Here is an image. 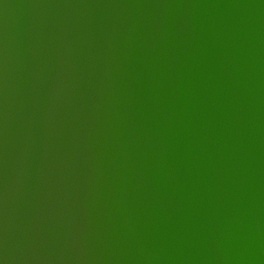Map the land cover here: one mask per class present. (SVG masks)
<instances>
[{
  "label": "bare ground",
  "instance_id": "bare-ground-1",
  "mask_svg": "<svg viewBox=\"0 0 264 264\" xmlns=\"http://www.w3.org/2000/svg\"><path fill=\"white\" fill-rule=\"evenodd\" d=\"M0 69V161L86 196L1 206L0 264H264V0H0Z\"/></svg>",
  "mask_w": 264,
  "mask_h": 264
},
{
  "label": "water",
  "instance_id": "water-1",
  "mask_svg": "<svg viewBox=\"0 0 264 264\" xmlns=\"http://www.w3.org/2000/svg\"><path fill=\"white\" fill-rule=\"evenodd\" d=\"M4 2L8 3L9 1H4ZM4 33L5 32H2L3 35ZM6 41L8 42L7 38ZM6 41H5V45H8ZM0 74H1V69H0ZM7 78L8 77L5 74H3L0 77V92H2V94L4 95L2 96L4 99H8V101L18 106L19 102H17V100H15L12 96H10L8 90L4 88L5 85L8 84ZM9 84H12L13 86L14 82L12 79L9 80ZM32 98L36 99V97L34 96H32ZM31 115L32 114L29 113L28 115H26V117L28 116L30 118ZM26 117H24L23 114L20 113L18 110L12 111L8 108L0 109V137L5 138L7 137L8 134L12 133L13 134L12 144L15 146L20 143V135L18 134V132L23 128V133H27L31 139L36 138L35 137L36 134L32 132H37V131L40 132L41 129L33 128L31 126L30 121L28 120V117L27 118ZM7 120L9 122H7ZM13 130L15 131V133H13ZM41 141L42 140H40V137L37 138L36 142H38L39 147L41 146ZM53 143H55L58 146V144L56 143V139L55 142ZM46 147L47 148L53 147V145L49 146V144H46ZM46 151H47V155H49V153H51L53 150L52 148H50L49 151L48 150ZM64 153L66 155V150L64 151ZM54 154L55 157L57 158L56 160H58L59 163H47L46 158L42 156H40V159L45 163L47 175H50V172L48 170L52 169V174L57 176L58 179H60L59 177H62L71 183V185L59 186V182L56 181L54 184L56 187H58L57 189L58 191L56 190L53 191L49 189L48 187H46L45 184L44 185L39 184L35 179H33L29 175L30 174L29 171L27 172L26 175H23L24 176L23 179L20 178L17 179V177L13 176L12 170H10L9 160L11 161L14 158H20V154L14 147L5 146L2 154L4 156L5 162L0 161L1 162L0 169L1 170L7 169V171H9L10 180L8 182L3 181L0 183V207L3 206L5 203L10 202L11 205L13 206V214L21 213L22 210H25L26 212H32V213L33 212H44L51 214L57 213L60 217H66V213L60 212L62 210L67 211V213L68 212L72 213L75 212L76 209L81 208L79 206L81 205V203H83L86 196L82 198L81 200L82 202L81 201L73 202V200H69L70 199L69 197H71L70 195L72 196L75 195L76 183L79 182L78 179L75 178L76 171L74 170V168L64 163V159H65L64 155L60 156V153L57 152H55ZM35 161L36 159L34 157L30 158V163L32 167L36 165ZM37 169L39 170L40 168L37 167ZM80 182H81L80 185L83 186L82 188H85L83 180H80ZM52 183H53V179H49V184ZM72 184L74 185V190H72ZM36 186L38 188H36ZM69 190L71 192H68ZM81 191H83L84 194L85 189L84 190L81 189ZM87 191L90 190L87 189ZM90 194L94 196L92 193Z\"/></svg>",
  "mask_w": 264,
  "mask_h": 264
}]
</instances>
